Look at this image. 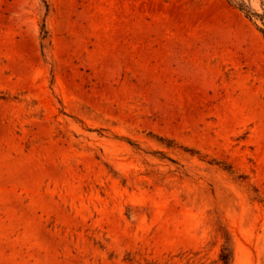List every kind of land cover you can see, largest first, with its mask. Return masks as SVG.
<instances>
[{
    "label": "rangeland",
    "instance_id": "obj_1",
    "mask_svg": "<svg viewBox=\"0 0 264 264\" xmlns=\"http://www.w3.org/2000/svg\"><path fill=\"white\" fill-rule=\"evenodd\" d=\"M260 25L229 0H0V264H221L226 242L264 264Z\"/></svg>",
    "mask_w": 264,
    "mask_h": 264
},
{
    "label": "trees",
    "instance_id": "obj_2",
    "mask_svg": "<svg viewBox=\"0 0 264 264\" xmlns=\"http://www.w3.org/2000/svg\"><path fill=\"white\" fill-rule=\"evenodd\" d=\"M230 4L235 6L241 13H243L247 18L249 19H255L257 22L259 21L261 23L260 26H257L258 30L261 32V34L264 37V14L258 13L255 11L250 5L243 1H235V0H229ZM47 7V5H46ZM156 142L161 144L167 149H176V145L178 143L173 139H168L164 137H155ZM132 146H134L132 143H130ZM134 148H137L136 145ZM139 149V148H138ZM185 153L189 154L191 157H197L200 161L206 162L209 165L212 166H218L221 167L225 172L235 175L238 174L237 171H235L230 165H227V163L223 161H219L217 159H210L208 161L207 158H209L206 154L202 153L201 151L189 147H185ZM155 154H158L159 156H163V152H157ZM172 162V161H171ZM228 166V167H226ZM238 179L243 180V177L237 176ZM242 178V179H241ZM233 258L232 249L229 242H226L222 249L219 256V262L221 264H231Z\"/></svg>",
    "mask_w": 264,
    "mask_h": 264
}]
</instances>
